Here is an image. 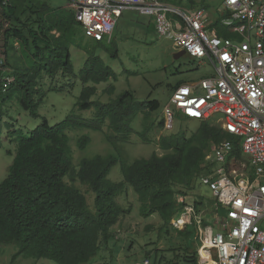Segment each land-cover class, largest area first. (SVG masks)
<instances>
[{"label":"trees","instance_id":"1","mask_svg":"<svg viewBox=\"0 0 264 264\" xmlns=\"http://www.w3.org/2000/svg\"><path fill=\"white\" fill-rule=\"evenodd\" d=\"M40 5L45 16L37 21V31L29 30L27 35L21 28H10L6 33L21 43L22 53L29 62L25 69H9L14 81L8 85L2 80L0 71V121L5 115V103L16 92L19 103L29 115L40 117L38 107L43 98L35 99V95L37 78L42 72L50 76L58 71L73 74L70 47H79V43L71 28L78 25L84 35L83 28L70 8L53 9L49 2ZM213 27L222 36H236L219 20L209 24V28ZM40 40L44 41L43 47ZM107 51L117 56L116 46ZM101 58L87 50L79 72L83 87L76 107L79 110L95 107L94 118L87 120L72 111L51 125L43 117L39 126L26 134L21 131L16 139L17 148L8 175L0 181V243L16 244L18 251L14 257L25 254L59 264L89 262L113 236V225L127 211L116 200L127 185L138 195L143 216L158 213L163 221H169L181 210V207L177 209L175 200L177 187L188 185L200 172L207 173L210 168L201 166L207 150L211 144L228 136L210 120H201L189 136L183 131L162 136L159 141L165 151L162 154L154 152L130 163L120 162L115 155H96L84 158L78 168L75 167L67 130L77 127L102 130L108 121L115 134L105 137L115 145L133 131L130 122L136 112L159 107L158 101L138 100L130 91L107 102L92 100L97 90L95 84L115 77L114 70ZM113 90L114 85L106 89ZM88 141L84 136L80 146ZM234 153L241 154L237 142ZM117 163L122 175L118 182L108 178L110 169ZM65 177L71 183L65 181ZM75 180L86 184L94 193L93 208L85 193L72 183ZM222 211L224 213L218 206V214Z\"/></svg>","mask_w":264,"mask_h":264},{"label":"rangeland","instance_id":"2","mask_svg":"<svg viewBox=\"0 0 264 264\" xmlns=\"http://www.w3.org/2000/svg\"><path fill=\"white\" fill-rule=\"evenodd\" d=\"M68 1L15 0L10 3L8 0L6 4L3 3L4 0L2 3L0 1V56H6L5 61L9 69H25L29 62L22 53L21 43L6 35L10 28H21L29 35V30H38L37 21L45 16L40 11L41 3L49 2L52 8L56 9L67 8L65 6ZM217 7L206 8L209 15L206 17L211 20L209 24L219 20L223 27L227 28L223 23L226 17L221 16V9ZM132 15H135L134 21ZM73 28L71 29L79 43V47H70L73 74L58 71L54 76H50L42 72L37 78L38 92L35 99L43 98L38 107L40 117L29 115L19 103L17 92L4 105L5 115L0 121V181L8 175L17 148L16 139L21 131L25 134L30 132L42 123L43 117L49 124L54 125L72 111L87 120L95 117V107L82 110L76 107L83 87L79 72L86 60L87 50H92L102 57L104 63L115 72V77L95 84L97 90L91 97L92 100L107 102L125 91H130L138 100L158 101L159 107L136 112L130 122L133 131L115 145L105 137L107 134H115L109 128L108 121L102 130L85 127L67 130L71 160L75 167L78 168L84 158H93L96 155H115L120 162L130 163L136 158H147L154 152L162 154L165 152L159 144L162 136L178 131H183L189 136L202 122L176 113L174 127L171 130L164 129L162 112L170 101L173 89L180 83L198 81L214 74V67L208 61L199 63V60L189 57L188 54L174 58L175 53L179 51L178 45L171 38L157 33L150 16L124 10L122 17L116 22L112 40L100 41V44L84 36L78 25L75 24ZM39 44L43 47L44 41L40 40ZM113 46L117 47L115 57L107 51ZM110 85H114L112 92L106 91ZM215 119L212 118L210 122L213 123ZM84 136L88 137L89 141L81 147L80 141ZM211 147L207 150L201 166L208 163L206 156L210 154ZM228 167V173L237 181L252 177L248 155L235 154ZM119 169L120 165L117 163L110 169L108 178L116 182L121 181ZM202 175L200 172L188 185L177 187L179 191L175 200L177 209L181 207V210H178L173 218L179 219L183 211L184 203H180L178 197H184L186 202L195 205L192 217H187L185 224L177 222L178 227L173 225V218L163 221L158 213L143 216L138 195L127 185L116 197L117 202L127 210L126 213L113 225V236L86 264H132L145 258H149L152 264H200L197 245L201 230L216 223L223 214V211L218 214L217 202L208 186L201 182ZM65 181L71 183L68 177H65ZM72 183L85 193L89 206L93 208L94 193L89 187L79 180ZM17 251V245L12 242L0 243V264H59L51 259L34 258L25 254L14 257Z\"/></svg>","mask_w":264,"mask_h":264},{"label":"built area","instance_id":"3","mask_svg":"<svg viewBox=\"0 0 264 264\" xmlns=\"http://www.w3.org/2000/svg\"><path fill=\"white\" fill-rule=\"evenodd\" d=\"M8 0H4L6 4ZM84 35L110 42L117 20L124 10H135L153 19L160 36L171 38L189 57L210 62L214 74L198 81L178 84L163 108L164 129L174 127L175 114L211 120L228 135L213 143L206 156L210 168L201 176L217 205L224 210L217 222L199 235L200 264H264V0H224L223 13L228 31L222 36L209 28L201 8L186 9L164 0H69ZM0 56L1 78L11 84L14 76ZM248 155L252 177L236 180L228 173L235 157L234 146ZM184 203L179 219L187 223L194 203ZM132 264H152L149 258Z\"/></svg>","mask_w":264,"mask_h":264},{"label":"crops","instance_id":"4","mask_svg":"<svg viewBox=\"0 0 264 264\" xmlns=\"http://www.w3.org/2000/svg\"><path fill=\"white\" fill-rule=\"evenodd\" d=\"M166 2H172V3H175V5L177 6H181L183 8H186V9H198V8H201L205 11V15L206 16H209L208 13H207V9L208 6H218L217 8L221 9V14H222V8H223V1L224 0H164ZM67 7V6H65ZM68 8V7H67ZM129 11H134L135 13H138L137 11L135 10H129ZM207 13V14H206ZM140 14V13H139ZM123 15V14H122ZM142 15V14H141ZM122 17V16H121ZM120 17V18H121ZM131 17L132 20L135 18V15H132ZM208 20H210V17H208ZM134 21V20H133ZM211 21V20H210ZM151 22L154 24L153 22V19L151 18ZM155 27V26H154ZM86 264V263H85Z\"/></svg>","mask_w":264,"mask_h":264},{"label":"water","instance_id":"5","mask_svg":"<svg viewBox=\"0 0 264 264\" xmlns=\"http://www.w3.org/2000/svg\"><path fill=\"white\" fill-rule=\"evenodd\" d=\"M185 55V51L184 50H180L177 53H175L174 58H179L181 56Z\"/></svg>","mask_w":264,"mask_h":264},{"label":"bare ground","instance_id":"6","mask_svg":"<svg viewBox=\"0 0 264 264\" xmlns=\"http://www.w3.org/2000/svg\"><path fill=\"white\" fill-rule=\"evenodd\" d=\"M182 222H183V221H181V223H182ZM209 233H210V227L207 226V237H208Z\"/></svg>","mask_w":264,"mask_h":264}]
</instances>
